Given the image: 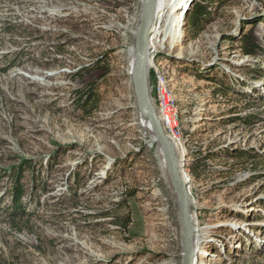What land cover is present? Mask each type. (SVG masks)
Listing matches in <instances>:
<instances>
[{
	"label": "rangeland",
	"instance_id": "rangeland-1",
	"mask_svg": "<svg viewBox=\"0 0 264 264\" xmlns=\"http://www.w3.org/2000/svg\"><path fill=\"white\" fill-rule=\"evenodd\" d=\"M141 9L0 0V264H181L176 196L129 74ZM181 26L173 49L149 42L148 79L185 149L198 264H264V0H191Z\"/></svg>",
	"mask_w": 264,
	"mask_h": 264
},
{
	"label": "water",
	"instance_id": "water-1",
	"mask_svg": "<svg viewBox=\"0 0 264 264\" xmlns=\"http://www.w3.org/2000/svg\"><path fill=\"white\" fill-rule=\"evenodd\" d=\"M156 0H142V9L133 45L134 62L130 68V78L135 102L143 119L149 122L152 139L158 144L163 165L177 201V217L181 229V264H195L197 249L195 243L196 220L191 214L187 180L182 170L181 156L176 143L166 134L152 102L149 91V48L148 34L156 16Z\"/></svg>",
	"mask_w": 264,
	"mask_h": 264
},
{
	"label": "bare ground",
	"instance_id": "bare-ground-1",
	"mask_svg": "<svg viewBox=\"0 0 264 264\" xmlns=\"http://www.w3.org/2000/svg\"><path fill=\"white\" fill-rule=\"evenodd\" d=\"M155 3H156V16H155V18L158 19L166 11V13H167L165 16L166 25H165V28L162 30V37H161V39L159 37V40L157 38H155L159 35H156L154 37L153 35H151V29H150L149 34H148V48H149V42L157 39V41H156L157 46L161 45V44H165L167 49H173V47L179 46L180 40H178V37H181L183 35L182 26L180 27V19H181V17H182V19H184L185 14L187 12V9L191 5V0H156ZM151 50H153L152 43H151ZM179 50H180V48H179ZM148 52L150 55V51H148ZM152 53H153V51L151 52V54ZM177 57H181V54L179 52L177 54ZM151 60H152V58L150 57L149 67H152V61ZM133 62H134V53H133V48H132L130 50L129 69L131 68ZM148 70H149V68H148ZM143 122H144L143 126L151 131V128L149 126V122L145 118L142 119V123ZM161 124H162V121H161ZM174 142L176 143V147L178 149L177 150L178 155L182 156L185 153V149L182 147L181 148L178 147L177 141L174 140ZM194 246L197 249V253L199 254V252H200V239L199 238H195ZM195 264H198L197 258H196Z\"/></svg>",
	"mask_w": 264,
	"mask_h": 264
},
{
	"label": "trees",
	"instance_id": "trees-1",
	"mask_svg": "<svg viewBox=\"0 0 264 264\" xmlns=\"http://www.w3.org/2000/svg\"><path fill=\"white\" fill-rule=\"evenodd\" d=\"M206 13L203 6H201L198 2L194 3L191 7V11L189 14V21L192 25L196 26L198 24V20L201 16H203ZM239 43L241 45V48L246 54H253L255 49H258L257 44L255 43V40L251 36V33L248 32L246 34H243L239 37ZM79 98H83L81 95ZM81 100V99H80ZM88 101L84 104L87 105L90 98L87 99ZM21 161H24V159H21ZM14 176L17 177V174L14 173ZM19 179V177H17ZM19 182V181H18ZM22 185L18 184L17 182L12 185V189L10 190V198H11V212L14 214H26L25 210L23 209L22 205Z\"/></svg>",
	"mask_w": 264,
	"mask_h": 264
},
{
	"label": "built area",
	"instance_id": "built-area-1",
	"mask_svg": "<svg viewBox=\"0 0 264 264\" xmlns=\"http://www.w3.org/2000/svg\"><path fill=\"white\" fill-rule=\"evenodd\" d=\"M157 91H159V88H157Z\"/></svg>",
	"mask_w": 264,
	"mask_h": 264
}]
</instances>
